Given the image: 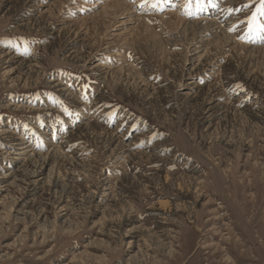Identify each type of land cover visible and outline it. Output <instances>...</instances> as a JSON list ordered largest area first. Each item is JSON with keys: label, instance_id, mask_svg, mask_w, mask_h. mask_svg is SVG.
<instances>
[{"label": "rangeland", "instance_id": "1", "mask_svg": "<svg viewBox=\"0 0 264 264\" xmlns=\"http://www.w3.org/2000/svg\"><path fill=\"white\" fill-rule=\"evenodd\" d=\"M259 8L0 0V264H264Z\"/></svg>", "mask_w": 264, "mask_h": 264}, {"label": "snow or ice", "instance_id": "2", "mask_svg": "<svg viewBox=\"0 0 264 264\" xmlns=\"http://www.w3.org/2000/svg\"><path fill=\"white\" fill-rule=\"evenodd\" d=\"M152 6L156 7L157 4L153 3ZM242 23L247 25L249 31H264V0H260V8Z\"/></svg>", "mask_w": 264, "mask_h": 264}, {"label": "bare ground", "instance_id": "3", "mask_svg": "<svg viewBox=\"0 0 264 264\" xmlns=\"http://www.w3.org/2000/svg\"><path fill=\"white\" fill-rule=\"evenodd\" d=\"M116 4V3H115ZM110 9V8H109ZM241 186V185H240ZM161 207H164V208H166L167 206H168V203H165V202H161ZM244 207V206H243ZM246 210V209H245ZM247 211V210H246ZM239 219V218H238ZM256 225H258V224H256ZM252 226V225H251ZM254 226V225H253ZM252 228V227H251ZM239 229V228H238ZM247 229H249V228H247ZM248 231V230H247ZM259 232V231H258ZM244 235V234H243ZM260 237H262V236H260ZM243 238V237H242ZM264 240V239H263ZM240 241V240H239ZM244 241V240H243ZM248 242V241H247ZM245 244V243H244ZM250 244V243H249ZM262 244H264V243H262ZM233 247V246H232ZM263 248V247H262ZM244 256H245V254H244ZM242 258V257H241ZM253 259V258H252ZM254 260V259H253ZM235 263V262H234ZM238 263V262H237Z\"/></svg>", "mask_w": 264, "mask_h": 264}]
</instances>
